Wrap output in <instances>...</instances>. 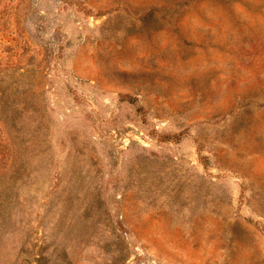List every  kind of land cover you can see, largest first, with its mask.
<instances>
[{
  "label": "rangeland",
  "instance_id": "374dc122",
  "mask_svg": "<svg viewBox=\"0 0 264 264\" xmlns=\"http://www.w3.org/2000/svg\"><path fill=\"white\" fill-rule=\"evenodd\" d=\"M0 264H264V0H0Z\"/></svg>",
  "mask_w": 264,
  "mask_h": 264
}]
</instances>
